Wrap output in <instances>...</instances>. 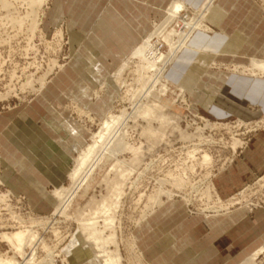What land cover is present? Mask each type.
Returning <instances> with one entry per match:
<instances>
[{"label":"rangeland","instance_id":"rangeland-1","mask_svg":"<svg viewBox=\"0 0 264 264\" xmlns=\"http://www.w3.org/2000/svg\"><path fill=\"white\" fill-rule=\"evenodd\" d=\"M205 1L198 6L183 1L186 10L178 15V21L176 20L174 24L177 34L175 38L178 39V37L184 34L187 22L192 17L198 18V11H200ZM253 1L261 8L264 14V0ZM217 2L218 0L215 2V5ZM55 3L56 0L47 1L40 17L39 29L30 41H28L30 36L26 26L24 25L25 27L23 26L20 29L19 27H14L3 16V12L5 13V11H0L2 13H0V178L2 180L0 182V192L10 195L7 198V203L11 205V213L14 212L15 216L21 219L19 224L18 220L14 219L15 216H12L13 214L10 215V211L3 204L0 209V234L7 231L10 232L9 229L11 231L19 230L23 225L21 223H24L23 227H30V225L34 224H32L33 221L44 219L41 225L36 226L34 229L39 232V236L44 238L48 246L53 248V255L55 254L53 257L56 260L55 264H87V256L81 254L77 246H73L74 239L72 240L71 238L73 234L78 232L75 215L79 211L81 212L83 209H86L85 215L93 217L95 214H99L103 208L108 207L116 217L115 223H117L118 230L116 233L123 256V264H139L136 256L127 249L126 240L128 237H133V239L135 237L137 239V227L158 210L162 209L167 203H182L186 206L188 214L193 216L201 215L204 218L228 214L234 209L246 208L250 212H255L258 208H264V173L229 196L222 195L215 182V179L220 174L231 168L235 159L240 157L242 150L250 148L251 138L264 133V111L253 118L257 113L254 114L247 107L233 101V104L239 105L245 111L240 109L237 112L234 109L225 108L224 113H222L218 111L220 109L219 102H215L214 104L208 103L209 109H203L197 104L195 97L191 96L195 94L194 91H190L187 87L184 89L178 85L181 84L182 79L176 82L169 78V72L173 68L174 62L173 64H169L166 69L165 88L162 89L159 86L157 89V91L163 94V99L159 98V101H156L160 106H154L157 115L155 114L156 116L147 122L143 120L131 122L129 124V145L124 149L119 159L115 161L116 163L114 164L112 161L97 171L87 189H84L76 198L75 206L70 211V215H53L54 206L50 202H47L44 195L37 190L36 182L39 181L43 184L48 193H50L54 190L56 184H58L57 178L56 181L50 180L53 185H48L47 181L40 179L34 174L36 167L27 164L25 162L26 158L18 155L17 149L13 148L7 140L10 134L11 139L15 142L16 139L25 138L26 133L32 135V132L36 130L34 123H28L30 120L27 118V115L31 113V105L37 102V97H40L43 89L47 84L51 83V79L59 73V70H63L64 66L71 60H77V55L73 52L72 41L77 42L79 46L81 41L86 38V35L82 31H74L72 34L73 25L69 22L62 21L57 23L53 20L52 15ZM168 5L162 7L156 13L150 14L151 24H153L151 30L148 34L140 36V42L133 45L130 51L125 54V57L112 70L114 72L121 63L129 61V68L131 69L128 68L123 75L127 85H116L110 79L112 72H109V75L94 90L93 96L97 101L103 99L104 96L109 101L107 110H102L105 115L111 112L118 113L120 110H126L127 113L132 111L134 101L131 100V92L129 93V90L131 88L130 84H136L135 80L137 78L134 72L132 73L135 68V64H132L135 62V59L131 57L132 52L150 36L155 30L156 25L163 21L167 15L166 9ZM27 7L25 4H18L19 13L17 16H21L20 18L25 20L24 24L27 22L25 17L28 12ZM211 11L205 20L199 19L208 27L207 31L199 30L195 31V34L198 32H206L205 34L215 32L216 28L211 24L209 17ZM195 34H193V37ZM190 42L188 43V49L190 48ZM152 44H154V52L156 53H160L161 51L165 53L168 50L162 37H153ZM77 50L76 47L75 51ZM52 59H56L60 65L53 68L46 78L47 82L44 87L36 84V91H32L29 88L22 89V85L29 78L33 77L37 80L46 73L51 67ZM249 63L250 59L248 63L214 61L211 67L222 68L227 70V72L233 73L236 65L249 66ZM242 71L237 73V75L252 78L248 72L245 75V72L242 73ZM252 86L251 91L247 94L249 101L246 104L251 110L257 112L264 105V97L262 95L264 82L260 81ZM260 88L263 89L260 90ZM9 91L10 93L8 94ZM97 96H101V99H98ZM223 97L226 98L224 95ZM53 106V108L51 107V111L53 115L57 116L58 120L66 119L73 124L79 125V129H82L83 138L77 137L80 142L83 141L82 145L91 143L92 133L99 131L102 121L97 112L83 107L73 100L61 101L59 103L57 101ZM52 112L51 115H48L49 118H52ZM230 112H235L238 116L235 114L226 116ZM161 114L165 115V119L160 117ZM219 116H222V118ZM79 134L81 136L80 130ZM47 135L44 132L41 134L42 142L40 141V144L44 143L45 140L43 138ZM235 138L241 141V145L237 148L236 152L233 150V146L236 143ZM70 140L73 141V139ZM63 143L67 144V141H63ZM21 144L23 149H31L27 147L28 143L24 140H22ZM4 148L6 152L14 153V157H17L16 163L11 164L10 160L4 158ZM193 150L195 152L198 151L193 157L197 158L199 162L191 156L190 151ZM203 150L209 152L213 157V166L210 168L200 164V156ZM70 153L73 156L77 155L75 151L70 150ZM19 162L26 163L24 169L19 165ZM7 167L13 173H16L13 174L15 181L14 179L6 178L10 176ZM29 171L32 175L27 179L26 173H29ZM169 171L175 175L180 174L181 177L184 176L187 181L186 187L178 190L174 189L170 182L166 183L163 187L174 191V195L169 198L164 196V206L156 207L153 213L147 216V219L137 222L141 211L146 205L148 195L158 190V187H160L158 180L161 179L160 177H168ZM207 171L210 173V179L207 178L206 180ZM18 174L23 176L26 183L32 187L22 188V186L25 187V184L17 179L19 177ZM33 181L35 182L33 183ZM67 183L65 184L69 185V182ZM75 212L77 213L75 214ZM136 245L138 246V250L142 251L138 244V239ZM37 253L38 255L34 264H50L46 257L47 253L41 246H38ZM6 255L13 256L14 251L0 237V256L6 257ZM19 260L21 261V259ZM142 260H144V264H150L146 260L144 252ZM257 261L258 264H264V256H260Z\"/></svg>","mask_w":264,"mask_h":264},{"label":"crops","instance_id":"crops-1","mask_svg":"<svg viewBox=\"0 0 264 264\" xmlns=\"http://www.w3.org/2000/svg\"><path fill=\"white\" fill-rule=\"evenodd\" d=\"M171 1L56 0L53 20L57 23L69 22L73 25L72 34L82 31L86 38L81 39L79 46L72 41L77 60H71L63 70H59L37 97V102L31 105V115L28 114L27 118L30 120L28 123L35 124L36 130L32 135L26 133L25 138L16 139L17 142L11 139V134L7 140L17 149L18 152H15L18 155L26 158L27 164L36 167L34 174L47 181L48 185H53L50 180L56 181L57 172L64 168L72 143L76 140L80 142L66 127L69 125L79 129V125L66 119L58 120L51 107L57 101L73 100L97 113L107 110L109 101L106 96L97 101L93 96L94 90L131 47L140 42V36L151 30L150 14ZM183 1L198 6L204 0ZM209 17L216 28L215 32L196 33L190 48L181 53L172 65L169 78L176 82L182 79L178 85L194 91L195 94L191 96L205 110L209 109L208 103L219 102L218 111L222 113L225 108L245 111L233 101L257 113L255 118L264 111V105L254 112L246 104L249 101L247 94L252 85L264 82V79L246 78L222 68H213L211 64L214 61L248 63L252 57L264 58V14L253 0H218ZM96 62H99L97 68L93 65ZM109 92L112 93L111 90ZM262 95L264 97V89ZM51 112L52 118H49ZM229 114L238 116L235 112L226 116ZM79 130L83 138V131ZM43 132L48 135L40 144ZM22 140L28 143L27 147L33 152L28 148L23 149ZM63 141H67V144ZM250 141V148L242 150L231 168L215 179L222 195H231L264 173V133ZM13 154L4 148V158L10 160L11 164L17 160ZM7 169L10 176L6 178L14 179L13 174L16 173L9 167ZM26 175L29 179L32 173L29 171ZM18 176L17 179L25 184L22 188L32 187L23 176ZM136 236L150 264H238L264 244V208H258L255 212L240 208L228 214L204 218L188 214L182 203H167L137 227Z\"/></svg>","mask_w":264,"mask_h":264},{"label":"bare ground","instance_id":"bare-ground-1","mask_svg":"<svg viewBox=\"0 0 264 264\" xmlns=\"http://www.w3.org/2000/svg\"><path fill=\"white\" fill-rule=\"evenodd\" d=\"M47 1L48 0H0V11H5L6 14L3 12V16L6 20H9L14 27L16 26L20 29L25 25L30 36V38L28 37V41H30V39L34 38L39 29L40 17ZM216 1L217 0H206L202 8H200V11H198V18L192 17L191 20L187 22V28L184 34L177 39L175 38V35L177 34L174 24L176 23L178 15L186 10V6L182 0H172L166 9L167 15L163 21L157 24L155 30L150 36L145 39L140 46L134 49L131 57L135 59V62L132 63L135 64V68L131 71L132 73L134 72L137 78L135 80L136 84L131 83V88L129 90V93L131 92V100L134 101L132 111L127 113L126 110H120L118 113L111 112L108 115H105L103 111L98 112L99 117L102 118L101 124L99 123V131L92 133L91 143L82 145L78 140L72 143L70 150L75 151L77 155L73 156L71 153L69 154L68 159L64 162V168L59 171L58 176L56 177L58 184H56L54 190L50 192L51 194L48 193L43 184L39 181L36 182L37 190L44 195L47 202H50L54 206L53 215H70V211L75 206L76 198L84 189H87L97 171L110 164L112 161L114 164L116 163L115 161L119 159V156L129 145V124L131 122L135 120H143L147 122L157 115L154 106H160L156 101H159V98L163 99V94L160 93V91H157V89L159 86H161L162 89L165 88L164 80L166 78L165 73L168 65L171 63L173 64L178 55L182 53L184 49H188V43L192 41L195 31H207L208 27L199 19L205 20ZM18 4H25L28 6V12L25 16L27 22L25 24V20H22L20 18L21 16H17L19 13ZM153 37H162L164 39L168 47V50L165 51V53L162 51L160 53L154 52V44H152ZM57 65H60L58 64V61L52 59L50 64L51 67L47 72L37 80L33 77H28L29 79L24 82L22 89L29 88L32 91H36V84H39L40 87H44L47 82L46 78ZM93 65L97 68L96 66L99 65V62H96ZM129 67V61L121 63L117 69L110 74V79H112L116 85H127L123 75ZM240 70L242 73L245 72V75H247L246 72H248L252 78L264 79V58L252 57L249 66L236 65L233 69V74L240 73ZM9 93L10 91L8 94ZM97 98L101 99V96H97ZM160 117L165 119L164 114H161ZM66 127L69 133L74 135L75 138L78 136L80 137L77 128L69 125ZM235 140L236 143L235 145L233 144V150L236 152L237 148L241 145V141L236 138ZM196 152L195 150L190 151L191 156H195ZM194 159L196 161L198 160L197 158ZM213 162L212 155L203 150L200 156V164L210 168L213 166ZM19 165L24 169L26 163L19 162ZM208 171L206 174V180L207 178L210 179V171ZM160 178L161 179L158 180L160 182V187H158V190L155 193L148 195L146 205L141 211V215L137 222L146 219L147 216L153 213L156 207L164 206V196L169 198L174 195V191L163 187L166 183L170 182L172 187L178 190L183 189L187 184L184 176L181 177L180 174L175 175L170 172L168 177ZM1 181L0 178V182ZM34 182L35 181H33V183ZM67 182H69V185L65 184ZM8 197H10L9 194H3L0 192V209L4 204L6 209L10 211V215L13 214L12 216H15L16 214H14V212L11 213V205L7 203ZM85 211L86 209H83L78 213L75 212V214L77 213L75 216L78 225V232L72 236L70 235L72 240L74 239L73 243L75 245L73 244V246H77L80 253L87 256V264H123L120 243L117 239L118 235L116 232L118 230L116 226L117 223H115L116 217L114 213H112L108 207H105L99 214H95L93 217H87ZM17 217L15 216L14 219L21 222V219L19 217L17 219ZM43 221L44 219L35 220L32 222V224L34 223L32 226L29 224L30 227H23L24 223H21V225H23L19 230L11 231L9 229L10 232L7 231L1 233L0 237L12 247L14 255H6V257L0 256V264H34L39 253H37L38 246H41L43 250L46 251V257L48 258L49 263L55 264L56 260L53 257L55 255H53V248H50L44 238L39 236V232L34 229L36 226L41 225ZM136 242L137 239H135V237L134 239L133 237H128L126 240L127 249L136 256L139 264H144V260H142V252L138 250ZM136 252L139 255H137ZM260 256H264V245L256 249L238 264H258L257 260ZM19 259H21V261Z\"/></svg>","mask_w":264,"mask_h":264}]
</instances>
